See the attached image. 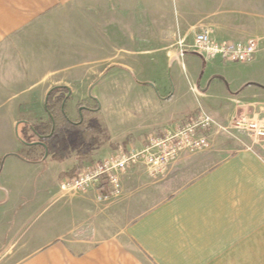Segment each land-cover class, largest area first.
Returning a JSON list of instances; mask_svg holds the SVG:
<instances>
[{"label":"crops","instance_id":"0c3cea01","mask_svg":"<svg viewBox=\"0 0 264 264\" xmlns=\"http://www.w3.org/2000/svg\"><path fill=\"white\" fill-rule=\"evenodd\" d=\"M200 30L251 39L255 55H179L181 36ZM157 51L169 80L149 73ZM55 86L68 89L71 118L97 105L108 140L92 160L139 149L195 112L213 143L159 173L129 167L105 199L95 186L63 188L75 154H19ZM241 116L264 118V0H0V264H264V141L235 126Z\"/></svg>","mask_w":264,"mask_h":264},{"label":"built area","instance_id":"2783aa9c","mask_svg":"<svg viewBox=\"0 0 264 264\" xmlns=\"http://www.w3.org/2000/svg\"><path fill=\"white\" fill-rule=\"evenodd\" d=\"M193 49L205 59L219 57L224 62H243L251 60L256 51V43L216 42L207 30L194 34ZM180 55L184 51L180 49ZM235 126L250 136L264 141V118L241 116ZM210 121L201 112L185 116L181 125L163 133L151 134L145 138L139 149L119 150L114 155L95 159L83 165L75 175L61 179L63 188L83 191L90 186L105 191L99 198L105 199L121 190L120 175L135 164H142L150 173L163 171L169 162L185 151L203 150L211 147Z\"/></svg>","mask_w":264,"mask_h":264},{"label":"trees","instance_id":"16d2710c","mask_svg":"<svg viewBox=\"0 0 264 264\" xmlns=\"http://www.w3.org/2000/svg\"><path fill=\"white\" fill-rule=\"evenodd\" d=\"M67 93L66 87H52L46 97V119L29 124V130L20 136L24 148L19 154L26 160L37 161L48 156L49 160L63 161L74 152L77 163L61 177L75 175L83 162L92 160L93 147L108 140L106 128L95 117L97 105L84 103L79 106L78 116L71 118L62 105Z\"/></svg>","mask_w":264,"mask_h":264},{"label":"rangeland","instance_id":"374dc122","mask_svg":"<svg viewBox=\"0 0 264 264\" xmlns=\"http://www.w3.org/2000/svg\"><path fill=\"white\" fill-rule=\"evenodd\" d=\"M99 5V4H98ZM116 5L117 4H113V6L110 4V7H116ZM126 5H129V4H126ZM112 10H113V8H112ZM114 11H116L115 9H114ZM111 12V11H110ZM195 34V33H194ZM194 34L193 35H188V36H181V38H180V43H178V45L180 46L178 49V54L180 55V49L182 48L183 49V51L186 53V56H189V55H191V51L192 50H194L193 49V46H192V44H193V37H194ZM118 37H120V38H122L123 36H110V38H112L113 40H114V42L116 43L117 41V38ZM145 37H147V36H141V38H145ZM157 41L158 42H161L162 41V36H157ZM124 42H125V44L127 45V41H125L124 40ZM120 43V42H119ZM195 51V50H194ZM196 52V51H195ZM129 52H125V51H120V50H110V55H113L115 58L117 57V55L118 56H121L122 54H128ZM141 54H142V56H145L146 54H148L149 52H140ZM156 54H157V56H158V59H159V63H156L155 65H153V66H151L150 67V75H153L154 77H156V79H160V80H165L166 78L169 80V75H170V68H169V66H166L165 65V60L167 59V57L165 56L166 55V52H164V51H157L156 52ZM198 60H201V58L198 56V55H196L195 56ZM219 57L217 56L216 58H214L213 60H215V59H218ZM147 70H148V68H147ZM104 101V100H103ZM88 103H92V102H88V101H86L85 102V104H88ZM90 104H88V105H90ZM64 106V109H65V111H66V107H65V105H63ZM90 106H92V105H90ZM77 116V115H76ZM95 117L98 119V115L96 114L95 115ZM212 137V136H211ZM253 139H255V140H258V141H261L260 139H258V138H255V137H253V136H251ZM250 136L249 137H246L245 136V138L247 139L248 138V140H250V138H251ZM212 140H213V138H212ZM252 140V139H251ZM122 150V149H121ZM125 150H127V149H125ZM124 150V151H125ZM72 154H74V152L72 153ZM36 182H37V180H36ZM46 214V213H45ZM45 214H44V216H45ZM42 215V214H41ZM45 219V218H44Z\"/></svg>","mask_w":264,"mask_h":264},{"label":"water","instance_id":"95a60500","mask_svg":"<svg viewBox=\"0 0 264 264\" xmlns=\"http://www.w3.org/2000/svg\"><path fill=\"white\" fill-rule=\"evenodd\" d=\"M64 104V102H62V105Z\"/></svg>","mask_w":264,"mask_h":264}]
</instances>
